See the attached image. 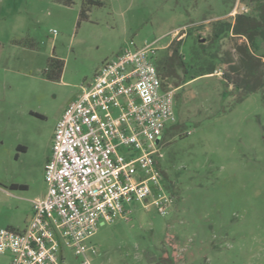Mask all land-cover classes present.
Returning a JSON list of instances; mask_svg holds the SVG:
<instances>
[{
	"label": "rangeland",
	"instance_id": "1",
	"mask_svg": "<svg viewBox=\"0 0 264 264\" xmlns=\"http://www.w3.org/2000/svg\"><path fill=\"white\" fill-rule=\"evenodd\" d=\"M0 0V228H24L45 191L43 170L67 104L106 61L133 42L157 56L236 58L231 34L212 43L216 21L251 14L252 0ZM237 13V14H238ZM236 16V15H235ZM55 31V32H54ZM206 47L203 55L197 42ZM61 60L58 79L50 59ZM216 64V61H214ZM175 89L176 127L159 145L157 167L175 204L168 215L143 204L101 223L86 241L89 264H264V86L239 99L216 65ZM190 75V74H189ZM180 78L177 84L188 80ZM22 148L19 150L18 148ZM10 256L0 254V264ZM81 258L64 250V264Z\"/></svg>",
	"mask_w": 264,
	"mask_h": 264
},
{
	"label": "built area",
	"instance_id": "2",
	"mask_svg": "<svg viewBox=\"0 0 264 264\" xmlns=\"http://www.w3.org/2000/svg\"><path fill=\"white\" fill-rule=\"evenodd\" d=\"M155 44L130 42L67 104L44 165L45 194L31 201L24 230L0 228V254L10 256L8 264H64L65 249L89 264L94 248L86 241L129 204L169 214L175 200L156 159L176 119L175 89L157 71Z\"/></svg>",
	"mask_w": 264,
	"mask_h": 264
},
{
	"label": "trees",
	"instance_id": "3",
	"mask_svg": "<svg viewBox=\"0 0 264 264\" xmlns=\"http://www.w3.org/2000/svg\"><path fill=\"white\" fill-rule=\"evenodd\" d=\"M65 6H70L73 0H58ZM252 13L247 15L238 13L234 21H216L213 26L212 43H216L223 35L231 34L235 38H243L244 41L234 45L236 58L226 54L224 57H192L195 51L192 49L191 54L186 60L185 56L180 52L182 43L178 42L177 46L172 47L171 54L165 53L156 57L155 65L162 80L168 85L172 81L174 87H179L186 82L200 76L213 75L217 71L216 65H226V68H219V74L222 83L231 87L239 94V99L254 93L264 86V0H252ZM98 5L101 3L97 0H85L79 11L78 19H87V6ZM196 46L206 53V47L199 44ZM203 54V55H204ZM216 61V64H214ZM49 66L56 72L54 75H47L50 79H58L61 76L63 63L61 60L51 58ZM190 74V75H189ZM189 79L181 84H177L178 80ZM171 86V85H170ZM172 87V86H171ZM264 98V93H263ZM176 127L168 128L164 132L165 137L169 131ZM168 132V133H167ZM22 150V148H18ZM175 204V203H174Z\"/></svg>",
	"mask_w": 264,
	"mask_h": 264
},
{
	"label": "crops",
	"instance_id": "4",
	"mask_svg": "<svg viewBox=\"0 0 264 264\" xmlns=\"http://www.w3.org/2000/svg\"><path fill=\"white\" fill-rule=\"evenodd\" d=\"M50 152H51V147H50ZM50 152H49L48 156L46 157L45 163H46V161H47V159H48V157H49V155H50ZM44 165H45V164H44ZM45 188H46V187H45ZM44 194H45V191H44L43 193H41L40 195L36 196L35 198L42 197ZM35 198H34V199H35ZM31 201H32V200H31ZM31 201H30V203H31ZM31 215H32V205L30 206V210H29V212H28V214H27L26 222H25L24 228H23L22 230L25 229V227H26L28 221H29L30 218H31ZM12 229H15V230H17V231H22V230H19V229H17V228H12ZM9 261H10V259H9Z\"/></svg>",
	"mask_w": 264,
	"mask_h": 264
},
{
	"label": "water",
	"instance_id": "5",
	"mask_svg": "<svg viewBox=\"0 0 264 264\" xmlns=\"http://www.w3.org/2000/svg\"><path fill=\"white\" fill-rule=\"evenodd\" d=\"M164 85V84H163Z\"/></svg>",
	"mask_w": 264,
	"mask_h": 264
}]
</instances>
